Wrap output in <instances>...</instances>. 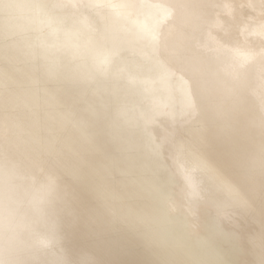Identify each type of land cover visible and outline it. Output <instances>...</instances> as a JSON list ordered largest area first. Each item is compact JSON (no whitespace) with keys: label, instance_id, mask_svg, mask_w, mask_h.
I'll return each mask as SVG.
<instances>
[{"label":"bare ground","instance_id":"bare-ground-1","mask_svg":"<svg viewBox=\"0 0 264 264\" xmlns=\"http://www.w3.org/2000/svg\"><path fill=\"white\" fill-rule=\"evenodd\" d=\"M174 7L87 0L71 22L59 0H0V264H264V31L245 27L264 0L164 23ZM230 9L257 44L204 63L199 27ZM231 55L261 72L228 100ZM193 69L217 81L193 88Z\"/></svg>","mask_w":264,"mask_h":264},{"label":"rangeland","instance_id":"rangeland-1","mask_svg":"<svg viewBox=\"0 0 264 264\" xmlns=\"http://www.w3.org/2000/svg\"><path fill=\"white\" fill-rule=\"evenodd\" d=\"M159 4L171 9V8H175L174 6L177 4L178 1L182 2L183 4V9H181L180 11H178L177 13H172L169 17H167L164 21V23H171L173 21L176 20V18H178L183 12H185L186 10L191 11L193 13H195V15H199L201 13V11L199 10L200 7L203 6L204 4V0H195L194 1V5L193 7H189V5H187V0H158ZM216 1V0H213ZM60 3L64 4V8L62 10V13L65 15H68L69 18L68 20H70L71 22L74 21L77 16H79L80 14H83V9H82V5L84 3H87V0H76V1H69V0H59ZM257 6V5H255ZM257 7H239L238 11H239V15H242L243 17H246V15H252L255 11H256ZM233 13H235L234 9H230L227 13H225V15L223 14H218V16H225L223 17V19L221 20L223 22V24L227 27V29L225 31H222L220 34H217L216 31L215 32V25H209L207 24L206 26H200L199 29L200 31H204L206 32L213 45L211 47H206L204 49H202L201 53H200V57L201 60L205 63L208 61H212L214 64H219L223 59V53L230 49V48H245V47H253L257 44V41L255 39H248L243 43H238L236 42V39L238 37L241 36V28L239 24V20L232 18ZM246 29L248 30V32H250L252 35H255L257 33H261L264 31V26L257 23V24H252V23H248L246 24ZM160 30H162V28H160ZM187 30V29H186ZM186 30H184L183 32H185ZM196 29H188L187 34H191L195 31ZM162 49H160V55L165 58L166 53L168 52V47H164L161 44ZM256 58L255 54L250 53V55L247 58L248 62H252L254 61ZM228 66L225 70V72L222 74L223 78L226 79L232 86L230 88H228L225 91V94L228 98V100L234 98V96L237 94L238 90L240 91V89L242 88V84L243 81H247V80H252L249 78L250 74H258L260 75V70H256V71H250L247 67H246V63L245 62H240L237 59H235L232 55L225 57ZM164 60V59H162ZM264 67V65H263ZM176 75H179V72L176 71ZM217 73L214 72H207L205 73L202 70H197V69H193L192 71H190L189 73L185 74V78L190 82V86L193 88H197L200 89L201 91H203V89L205 91L208 90V88H210L213 83L215 81H217L216 77H217ZM259 92H264V85L262 84L260 86V88H258ZM218 92L222 91V88L219 87ZM214 101H219V99H216L214 97H212L211 100H206L205 99V103L206 105H209L210 102H214ZM202 105L204 106L205 110H203L202 112H198L197 116L203 118L205 120L204 123H210L209 119H207V111L209 106L206 109V105H204V103L202 102ZM222 115H224L223 112H220ZM210 126H216L215 123H210ZM260 159V158H259ZM263 160V161H262ZM3 161V160H2ZM260 161L263 163V167H264V158L260 159ZM2 162L0 161V164ZM11 168V167H10ZM253 175L255 176H259V177H264V169L261 171H256ZM25 187V188H24ZM27 187V188H26ZM33 184H27L25 185V183L22 185V193L26 192L27 190L33 188ZM255 198L259 199L261 198V192L257 193V195L255 196ZM36 233V232H35ZM68 241V243H67ZM66 242V243H65ZM70 242V243H69ZM62 243L64 245L68 244V246L70 245L72 247L71 251L75 250L77 252V250L75 249L77 247V242L75 241H70L69 238L67 239H63ZM73 243L74 247L71 245ZM129 264H133V262H129Z\"/></svg>","mask_w":264,"mask_h":264}]
</instances>
